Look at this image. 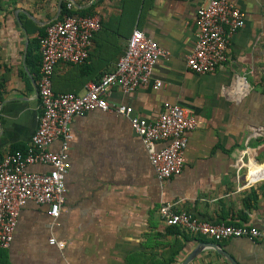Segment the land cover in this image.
<instances>
[{"label":"crops","instance_id":"1","mask_svg":"<svg viewBox=\"0 0 264 264\" xmlns=\"http://www.w3.org/2000/svg\"><path fill=\"white\" fill-rule=\"evenodd\" d=\"M63 1L71 2L73 9L92 7L101 22L110 21L112 27H120L123 19L126 35L132 23V28L168 52V58L156 60L147 83L127 93L114 87L107 97L111 106L130 105L134 113L154 120L163 103H177L190 110L196 126L186 132L181 172L160 180L148 148L126 117L101 110L74 115L59 216L52 223L46 205L27 202L5 248L10 264H149L181 239L160 219L158 208L164 202L212 223L260 226L264 220V0H228L244 13L245 24L231 36L222 67L205 74L186 66L202 0H131L127 19L122 15L123 0H0V160L13 148H26L36 129L41 111L36 39L58 18ZM125 34L116 36L122 52L129 38ZM99 50L92 41L83 65L58 62L52 89L83 93L88 82L113 66L114 57ZM156 79L162 84L155 89ZM59 146L56 139L49 148L57 151ZM28 169L47 171L48 167ZM50 236L64 246L50 244ZM198 243L187 241L174 264ZM218 244L238 264H264V238H228ZM188 264L229 263L205 248Z\"/></svg>","mask_w":264,"mask_h":264},{"label":"built area","instance_id":"2","mask_svg":"<svg viewBox=\"0 0 264 264\" xmlns=\"http://www.w3.org/2000/svg\"><path fill=\"white\" fill-rule=\"evenodd\" d=\"M73 9L71 2L66 5ZM245 24L244 13L228 0H202L196 12L197 30L186 56V66L194 73L205 74L222 67L227 58L231 36ZM101 25V16L64 15L45 26L38 37L40 63L38 94L41 111L29 144L23 150L7 151L0 160V248L12 241L20 209L27 202L47 206L52 223L58 218L65 201V176L70 167L69 142L72 139L70 121L74 115L92 110L114 112L129 120L149 151V160L158 179H166L181 172L186 132L196 126L187 107L177 103H163L154 120L134 113L130 105L111 106L107 97L114 87L131 92L151 78L158 58H168V52L140 30L134 28L115 70L97 81H90L83 93L54 92L52 75L58 62L82 64L88 58L94 34ZM153 80V88L161 86ZM60 140L57 151L49 148ZM164 142L159 149L155 143ZM31 165H46L47 171H31ZM161 221L167 226L186 230L192 236H205L214 241L228 238H264V220L260 226L212 223L185 211H176L170 202L158 208ZM58 248L64 246L54 236L48 239Z\"/></svg>","mask_w":264,"mask_h":264},{"label":"trees","instance_id":"3","mask_svg":"<svg viewBox=\"0 0 264 264\" xmlns=\"http://www.w3.org/2000/svg\"><path fill=\"white\" fill-rule=\"evenodd\" d=\"M129 1H131V0H123V6L124 5L125 6L123 8L122 15H123L124 19H127V17L131 16V10H130L131 8L129 7V4H128ZM130 3H132V2H130ZM61 5L62 6H61L60 14H59L58 18H56V19H61L64 15H72V14L93 15L94 14V12H92V7H89L87 9L74 8L72 10H68L66 8L67 1H63ZM137 9L138 8H137V4H136L134 14L136 13ZM122 22H123V19L119 21L120 27H117V26L112 27V23L110 21H102L101 25H100V29L94 34L92 41H94V43L97 44V48L100 49L99 53H102L104 56L107 55L106 53H108L109 57L112 55L114 57V63H113V66L110 69H108V71L103 73L101 76L99 75L98 78L93 79L92 81H97L104 74L110 73V72L115 70L116 61H117L118 57L123 53L122 49L118 46V44L116 42V39H117L116 36H120L122 34H125L122 32V28H121ZM129 27H130L129 28V34L124 35L127 38L130 36V34L132 33V31L134 29V28H132V23H130ZM43 32H44V29L39 32L38 37L41 36L43 34ZM36 41L38 44V38L36 39ZM37 48L39 50V44H38ZM39 53H40V51H39ZM88 54H89V51H88ZM39 63H40V55H39ZM75 65H83V64H75ZM75 91H76L75 89H69L67 91H54V92H58V93L73 92V93H76ZM23 149L24 148H13L11 151L23 150ZM166 230H168L171 233L178 234L181 237V239L178 240L176 244L172 243V244L168 245V247L161 254L160 259H158L156 261H151L149 264H174L175 263V256L177 255L179 250L184 246V244L190 240H195L198 242L212 241V242L220 243V241H214L212 239H208V238L203 237V236H192L186 230H184L180 227H176V226H169L166 228ZM0 264H10L9 259H8V255H7V251L5 248H0Z\"/></svg>","mask_w":264,"mask_h":264},{"label":"water","instance_id":"4","mask_svg":"<svg viewBox=\"0 0 264 264\" xmlns=\"http://www.w3.org/2000/svg\"><path fill=\"white\" fill-rule=\"evenodd\" d=\"M60 8V5H59ZM205 248L213 249L219 256L225 259L229 264H238L237 261L224 249L220 244L216 242H201L193 248L190 253L179 263V264H188L191 260H193L197 254Z\"/></svg>","mask_w":264,"mask_h":264}]
</instances>
